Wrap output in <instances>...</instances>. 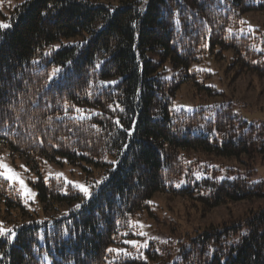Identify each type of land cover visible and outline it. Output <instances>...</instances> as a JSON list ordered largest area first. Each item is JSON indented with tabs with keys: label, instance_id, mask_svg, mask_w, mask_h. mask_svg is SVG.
<instances>
[{
	"label": "trees",
	"instance_id": "obj_1",
	"mask_svg": "<svg viewBox=\"0 0 264 264\" xmlns=\"http://www.w3.org/2000/svg\"><path fill=\"white\" fill-rule=\"evenodd\" d=\"M9 9L0 21L9 25L0 28V146L38 174L64 159L105 170L87 203L71 185L65 194L62 179L31 181L49 217L0 176L13 216L0 264H264V205L182 242L123 243L140 238L159 193L203 213L264 200L254 170L221 180V167L203 158L264 164V119H244L235 100L212 102L225 95L222 76L264 80V25L249 17L264 16V0H25ZM117 103L123 112L109 107Z\"/></svg>",
	"mask_w": 264,
	"mask_h": 264
},
{
	"label": "rangeland",
	"instance_id": "obj_2",
	"mask_svg": "<svg viewBox=\"0 0 264 264\" xmlns=\"http://www.w3.org/2000/svg\"><path fill=\"white\" fill-rule=\"evenodd\" d=\"M25 0H0V21H4L3 16L10 13L9 7L15 6ZM106 2L115 7L120 0H99ZM250 20L255 24L264 25V16L249 15ZM222 89L225 95L212 98L213 101L223 103V101L235 100L236 109L242 117L248 121L255 119H264V80H259L251 75L229 79V76H222ZM246 105V106H245ZM203 158L211 162L212 166H220L223 176H233V174L241 173L245 175L247 171L254 170L250 174L252 182L264 181V164L248 163L246 157L227 158L216 157L213 155L203 154ZM0 164H5L26 182V186L32 191L30 198H25L22 189L16 183H11L17 187L26 205L32 209V213L39 217L50 216V212H45L43 205L39 202L38 190L33 186V180L40 176L45 180L50 178H59L62 180L72 181L77 184L89 186L93 193L101 179L105 167H96L93 164L74 165L67 160L60 163H47L41 174L32 171L26 161L18 155H11L5 146H0ZM2 171V170H0ZM62 174V175H61ZM3 177V176H2ZM47 178V179H46ZM71 185V184H69ZM72 186V185H71ZM153 213L146 216L138 222L137 233L143 232L145 235H138L128 240H136L140 244L147 241V246L153 240H172L174 242H182L188 239L189 235H195L204 231L211 225H222L225 223L235 222L241 219L251 208L264 205L263 201H240L237 203H228L218 206L206 213H203L199 207L194 206L187 200L174 198L171 199L167 195L159 193L151 201ZM6 211V204L0 201V224L5 230H9L11 224ZM143 225V227H139ZM145 248V247H141Z\"/></svg>",
	"mask_w": 264,
	"mask_h": 264
},
{
	"label": "snow or ice",
	"instance_id": "obj_3",
	"mask_svg": "<svg viewBox=\"0 0 264 264\" xmlns=\"http://www.w3.org/2000/svg\"><path fill=\"white\" fill-rule=\"evenodd\" d=\"M9 27V25H6V24H0V28H7ZM203 47L207 48L208 47V44L207 43H204L202 45ZM36 63H39L38 61H36ZM57 71H60L59 69ZM51 83V80L49 81ZM118 81H100V84L103 86V87H107L109 84H117ZM109 107L112 109L113 112H115L117 109H119V111L123 112L124 109L120 107L119 103H117L115 105V107H113L112 105H109ZM77 112H83L84 110L83 109H75ZM191 110V109H189ZM97 115H99V113H97ZM113 124L117 127H120V128H123V125L120 123V119L119 117H117L116 119H114L113 121ZM134 129H129V134L131 133V131H133ZM124 151H127L128 149V145L125 144L122 146ZM0 176H3L7 181L11 182V183H16L20 186V188L22 189L23 191V194H24V197L27 199V198H30L33 193L32 191L26 186V182L20 178L15 172L13 169L9 168L7 165L5 164H0ZM62 175V174H61ZM204 174H200L197 176V179L199 178H202ZM47 179V178H46ZM218 179H224V177H219ZM185 181H181V183H184ZM100 183H103V182H100ZM71 184L74 188L78 189L80 193L83 194L84 196V199H85V202H89L93 199V193L90 191V188L89 186H86L84 184H77V183H74L72 181H68V180H65V194H67V186ZM98 187V185H97ZM148 203H151V202H148ZM82 207H84V205L82 204H77L76 205V209L79 210L81 209ZM139 227H143V225H139ZM8 231H11V230H5L2 226V224H0V237L2 236H6L7 235V232ZM65 234L67 235V230H65ZM136 235H145L143 232H140V233H134ZM124 235H127V233H124ZM12 239L14 240L15 239V232L13 231L12 232ZM123 243L125 244H129L131 245L132 247L134 248H141V247H147V241H145L143 244H140L138 241L136 240H125L123 241ZM106 251L108 253H112V254H124V255H130L129 253L126 252L125 249H114V248H108L106 249Z\"/></svg>",
	"mask_w": 264,
	"mask_h": 264
}]
</instances>
